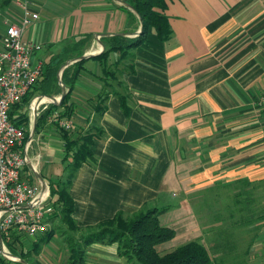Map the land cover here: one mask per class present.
<instances>
[{
  "label": "crops",
  "instance_id": "crops-1",
  "mask_svg": "<svg viewBox=\"0 0 264 264\" xmlns=\"http://www.w3.org/2000/svg\"><path fill=\"white\" fill-rule=\"evenodd\" d=\"M30 1L40 17L23 38L41 46L34 62L47 63L76 40L90 37L85 68L70 95L75 107L70 120L73 134L96 122L102 135L93 144L94 158L82 164L70 187L78 227L60 230L62 257L46 246L31 254L42 234L28 243L21 240L15 247L20 261L12 264H129L119 255L117 241L84 243L82 235L119 211L152 206L164 209L161 224L176 232L156 245L158 251L193 240L207 243L197 205L238 180H264V0H166L161 11L168 17L171 36L162 41L151 28L120 65L119 78L125 83L119 90L127 93L129 111L111 93L101 116L92 100L104 89L103 66L90 57L105 49L100 42L106 47L104 36L138 35L143 21L132 0ZM6 10L20 21L21 11L13 2ZM2 17L0 37L5 32ZM117 56L112 52L110 62ZM69 59L74 58L64 63ZM69 65L62 68V79ZM127 65L135 70L127 72ZM61 94L62 89L56 95ZM35 127L31 148L36 141L38 152L30 154L33 161L38 159L37 171L28 164L24 178L49 184L60 175L48 158L63 159L64 141L48 120L38 128L30 119L29 129ZM53 136L61 143L44 146ZM68 235L79 245L71 246ZM260 242L264 244V236ZM79 247L83 254L77 253ZM260 249L262 259L264 247Z\"/></svg>",
  "mask_w": 264,
  "mask_h": 264
},
{
  "label": "trees",
  "instance_id": "trees-1",
  "mask_svg": "<svg viewBox=\"0 0 264 264\" xmlns=\"http://www.w3.org/2000/svg\"><path fill=\"white\" fill-rule=\"evenodd\" d=\"M8 3L9 0L0 1V6H6ZM130 4L142 18L143 29L140 34L135 37L119 33L104 36L102 40L106 43L105 49L101 53L90 57L101 62L103 66L102 78L105 79L104 89L94 101L92 100L93 109L98 116H101L106 110V101L111 93L118 94L124 109L126 112L129 111L127 93L125 94L119 90V87L124 86L125 83L119 78V74H121L120 65L122 61L132 55L130 49L144 42L151 28L156 31L162 41L168 39L172 34L168 17L161 11L166 8V0H132ZM130 13L133 14V12ZM89 38L87 36L81 37L66 47L62 54L53 55L49 62L43 63L39 79L33 84L22 101L17 103L11 110V119L17 126H23L27 135L29 134L30 125L29 104L32 98L37 94L53 95L62 89L58 77L60 67L69 56L70 58L82 56ZM112 52H116L118 56L110 62ZM85 61L86 58L76 60L64 71L63 82L68 92L60 104L54 103L50 109H47L39 116L36 124L38 128L42 124V120H48L53 109H58L63 117L69 119L72 117L75 107L73 102L70 101V95L82 70L85 68ZM127 68V72L135 70L132 65H127ZM53 124L62 133L64 141L63 160L66 166L65 173L57 180L49 183L51 195L49 204L52 210L48 220L51 226L44 233L45 236L40 238V243L50 240L59 229L68 228L74 230L78 227L72 216L74 200L70 194V187L82 164L94 158L93 144L102 135V128L96 122L87 130L79 131L78 134H73L74 129L69 130L58 123ZM239 182H244V185L253 183V181L248 179L238 180L234 183ZM163 210V208L152 206L138 209L133 213L119 211L113 218L103 221L96 228L82 235V238L84 243L117 241L119 244V255L126 258L130 264H212L214 262L213 252L207 244L200 240L184 243L164 253L157 250L156 245L174 238L176 234L174 229L161 224L159 215ZM204 231L206 234L209 232V230L205 229ZM66 239L70 241L71 246H74L73 236L69 235ZM17 240L18 238L15 237V241L10 243V247L14 254L21 256V253L19 254L15 248L17 245L21 246V242H17ZM226 242L233 245L230 241ZM76 250L78 251L77 253L83 254L81 247ZM81 261H84L82 257ZM30 264L36 263L32 261Z\"/></svg>",
  "mask_w": 264,
  "mask_h": 264
},
{
  "label": "built area",
  "instance_id": "built-area-1",
  "mask_svg": "<svg viewBox=\"0 0 264 264\" xmlns=\"http://www.w3.org/2000/svg\"><path fill=\"white\" fill-rule=\"evenodd\" d=\"M12 2L21 11L20 21L6 18L5 32L0 37V264L20 261V257L12 252L10 243L15 237L20 242L47 232L52 210L50 185L46 182L36 185L24 178V168L28 164L37 171L38 159L33 161L30 154L36 127L30 128L27 135L24 127L17 126L11 119L13 107L22 101L42 73L43 62L32 59L33 53L41 46L23 38L26 28L40 16L31 8L30 0ZM56 94V99L46 95L32 98L29 104L31 123L35 115L38 119L59 101L61 96ZM48 121L74 129L72 120L63 117L58 109L51 111Z\"/></svg>",
  "mask_w": 264,
  "mask_h": 264
},
{
  "label": "rangeland",
  "instance_id": "rangeland-1",
  "mask_svg": "<svg viewBox=\"0 0 264 264\" xmlns=\"http://www.w3.org/2000/svg\"><path fill=\"white\" fill-rule=\"evenodd\" d=\"M10 3L12 4V0H9L6 6H0L2 20L6 18L14 20L13 17L6 15V8L11 5ZM36 51L39 52L40 48ZM37 52L34 56H38ZM43 143L44 146H51V144H60L61 141L57 136H53ZM38 144L36 141L34 142L30 151L31 154L38 152L36 150ZM48 159L54 168L52 170L55 175L62 176L66 166L62 157L56 158L50 155ZM205 199L204 202L197 205V211L204 229L209 230L205 244L213 252L214 262L216 264H248L252 260L254 264H264V256L262 259L260 258L263 254L260 248L264 247V244L260 242L264 236V180L253 181L251 185H244V182H239L222 186L216 190L214 195L209 194ZM60 230L62 229L57 230L49 242H43L32 249L31 254L38 255L41 248L46 246L48 249L57 251L56 254L62 257ZM225 240L232 242L233 245ZM28 242L29 240L26 241V243ZM76 244L79 245L78 241L73 243V245ZM22 256L27 258L28 253H24ZM54 262L51 263L54 264Z\"/></svg>",
  "mask_w": 264,
  "mask_h": 264
},
{
  "label": "water",
  "instance_id": "water-1",
  "mask_svg": "<svg viewBox=\"0 0 264 264\" xmlns=\"http://www.w3.org/2000/svg\"><path fill=\"white\" fill-rule=\"evenodd\" d=\"M143 27L141 28V30L139 31L138 34H140V32L142 31ZM119 34H123V35H127L128 33H119ZM102 46H103V49L105 48V45L102 41H100ZM86 54H83L82 56L78 57V58H74V59H69L67 60L65 63L62 64V66L60 67L59 69V82L60 84H62V94H61V97L59 99V101L57 102L58 104H60L62 102V100L64 99L65 95L67 94L68 92V89L66 88L64 82H63V79L60 77V72L62 71V68H64L65 66L69 65L72 61H76V60H79V59H84L86 58ZM50 98H53V99H56V97L54 95H46ZM36 122H37V116L35 115V118H34V124L36 125ZM31 165V164H30ZM32 167V165H31ZM33 168V167H32ZM39 177L43 180V177L42 175L38 174Z\"/></svg>",
  "mask_w": 264,
  "mask_h": 264
}]
</instances>
